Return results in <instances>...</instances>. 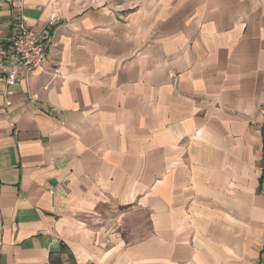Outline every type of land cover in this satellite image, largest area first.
<instances>
[{
	"label": "crops",
	"instance_id": "0c3cea01",
	"mask_svg": "<svg viewBox=\"0 0 264 264\" xmlns=\"http://www.w3.org/2000/svg\"><path fill=\"white\" fill-rule=\"evenodd\" d=\"M91 1L0 0V264H264V0Z\"/></svg>",
	"mask_w": 264,
	"mask_h": 264
},
{
	"label": "built area",
	"instance_id": "2783aa9c",
	"mask_svg": "<svg viewBox=\"0 0 264 264\" xmlns=\"http://www.w3.org/2000/svg\"><path fill=\"white\" fill-rule=\"evenodd\" d=\"M91 3H96L98 7L110 4L113 11L117 12L127 9L125 8L127 0H97L95 2L91 1ZM55 23L56 20H50L42 34H39L26 24L22 16L14 18L6 38L2 42L0 41V79L6 85L7 89L4 91L6 96L11 94V89L26 74L42 69L47 64L48 31Z\"/></svg>",
	"mask_w": 264,
	"mask_h": 264
},
{
	"label": "trees",
	"instance_id": "16d2710c",
	"mask_svg": "<svg viewBox=\"0 0 264 264\" xmlns=\"http://www.w3.org/2000/svg\"><path fill=\"white\" fill-rule=\"evenodd\" d=\"M264 177V168H263V174H262V178Z\"/></svg>",
	"mask_w": 264,
	"mask_h": 264
}]
</instances>
